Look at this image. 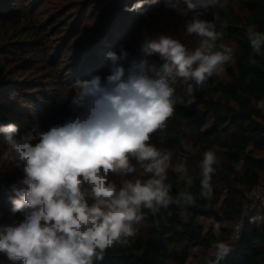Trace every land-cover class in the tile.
Listing matches in <instances>:
<instances>
[{
    "label": "clouds",
    "instance_id": "obj_1",
    "mask_svg": "<svg viewBox=\"0 0 264 264\" xmlns=\"http://www.w3.org/2000/svg\"><path fill=\"white\" fill-rule=\"evenodd\" d=\"M157 2L137 0L125 11ZM194 7L187 4L188 10ZM215 21L225 27L219 14L208 20L196 12L185 23V33L199 38L194 49L172 35L158 34L146 36L136 55L123 46L119 54L107 53L109 74L75 81L73 112L62 123L23 133L14 123L0 125L3 158L23 172L21 186H11L12 219L0 223V254L13 264H96L108 249L129 246L145 210L155 216L174 202L171 185L165 183L172 167L169 155L150 141L175 114L178 81L187 85L186 104L192 105L195 90L233 62V49L217 44L223 33ZM247 39L253 53L262 54L264 32L251 25ZM152 57L160 62H151ZM255 106L264 111V100ZM133 158L151 178L123 179L119 186L109 179L134 173ZM217 163L214 151L204 153L200 194L205 200L213 196ZM174 171L185 179L188 168L178 164ZM187 184L191 186L190 178ZM181 201L194 204L195 197L181 192L175 202ZM17 213L21 219L15 218ZM214 248L216 264L233 250L223 240Z\"/></svg>",
    "mask_w": 264,
    "mask_h": 264
},
{
    "label": "trees",
    "instance_id": "obj_2",
    "mask_svg": "<svg viewBox=\"0 0 264 264\" xmlns=\"http://www.w3.org/2000/svg\"><path fill=\"white\" fill-rule=\"evenodd\" d=\"M245 8L244 14L224 7L207 8L203 12L202 19L212 20L214 14H219L224 21L223 29L220 21H215L217 30L223 33L217 44L235 45L233 64L227 70L226 79L211 77L205 87L195 90L196 101L192 105L186 104L187 85L178 81L174 85L175 114L169 120L197 132L196 158L200 162L206 151L216 153L218 163L214 166V175L222 187L211 182L213 196L205 200L200 194L197 165L186 164L185 179H178L182 174L170 167L165 183L171 185L174 202L167 208L162 207L155 216L145 210L146 225L130 238L129 246L108 249L103 261L96 264H187L192 250L197 247L204 251V264H216L212 252L217 240L228 242L233 249L219 264H264V207L245 214L247 205L250 206V195L264 184V111L255 106L256 102L264 100V48L260 55L253 53L247 39V28L251 25L264 32V0L248 1ZM153 18L145 16L143 20L151 23ZM10 23L12 21L0 20L4 26ZM32 23H28L32 29L26 31V37L36 35V25ZM15 26L24 30L30 28H22L19 23ZM105 40L109 45L112 39L107 36ZM124 48L130 50L129 46ZM11 73L5 65H0V85L5 80L4 74ZM198 106H203L204 110ZM161 139L169 147H178L182 140L178 135L162 136L158 130L150 142L157 146ZM19 177L18 172L6 174L0 179V188L6 192ZM138 178L147 180L151 174ZM189 178L191 186L187 184ZM181 192H190L195 203L175 202ZM203 219L215 224L240 221L238 240L231 241V231L225 228H221L218 238L212 229L203 227Z\"/></svg>",
    "mask_w": 264,
    "mask_h": 264
},
{
    "label": "rangeland",
    "instance_id": "obj_3",
    "mask_svg": "<svg viewBox=\"0 0 264 264\" xmlns=\"http://www.w3.org/2000/svg\"><path fill=\"white\" fill-rule=\"evenodd\" d=\"M248 1L252 0H158L155 4L146 3L139 11L129 12L125 8L137 0H0V20L12 21L8 26L0 24V65L12 71L9 75L4 74L5 80L0 85V115H3L0 116V125L14 123L23 133L37 125L46 130L52 124L62 123L73 112L71 99L75 95V81L90 79L97 74H109L111 61L107 53L119 54L121 45H124L130 47V54L136 55L146 36L154 38L158 34L172 35L189 49H194L198 46L199 38L185 33V23L194 13L198 12L202 17L207 8L224 7L244 14ZM189 2L195 5L194 9L188 10ZM145 16L154 17V20L144 22ZM14 22L22 28H30L19 29ZM29 22L36 25V35L26 37V31L32 29ZM107 36L112 39L109 45L105 40ZM27 45L29 47L25 48ZM227 45L235 54V45ZM16 58L18 60L13 61ZM151 62L158 64L160 61L152 57ZM232 64L225 67L224 73L213 77L226 79L227 70ZM182 83L179 81V84ZM198 108L204 110L203 106ZM161 135H178L182 138L178 147H169L162 139L156 146L162 155H169L173 168L178 164L197 165L200 168L201 162L196 158L197 132L168 121L166 127L161 129ZM4 152L5 145L0 134V179L6 174L18 172L20 177L15 184L21 186L19 182L23 172L3 158ZM131 163L136 167L134 173L126 177L112 174L109 179L119 186L123 179H136L146 174L134 158ZM211 182L222 187L215 175ZM13 198L11 189L5 192L0 188V223L11 221ZM88 199L91 203V198ZM248 200L250 206L247 205L245 214L264 207V184ZM15 218L21 219L22 215L17 213ZM239 223L215 224L204 219L201 222L207 230L212 229L218 238L221 228L228 229L231 231V241L238 240ZM145 225L143 220L136 226L137 231ZM214 252L215 249L213 255ZM203 254L202 248L193 249L187 264H204ZM0 264L13 262L0 254Z\"/></svg>",
    "mask_w": 264,
    "mask_h": 264
}]
</instances>
